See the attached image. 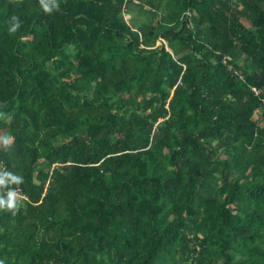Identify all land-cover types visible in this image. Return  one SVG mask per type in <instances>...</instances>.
<instances>
[{
  "label": "trees",
  "instance_id": "obj_1",
  "mask_svg": "<svg viewBox=\"0 0 264 264\" xmlns=\"http://www.w3.org/2000/svg\"><path fill=\"white\" fill-rule=\"evenodd\" d=\"M133 1L0 0V170L24 177L0 195L26 196L0 208V261L264 264V0H172L137 31Z\"/></svg>",
  "mask_w": 264,
  "mask_h": 264
},
{
  "label": "rangeland",
  "instance_id": "obj_2",
  "mask_svg": "<svg viewBox=\"0 0 264 264\" xmlns=\"http://www.w3.org/2000/svg\"><path fill=\"white\" fill-rule=\"evenodd\" d=\"M135 2V3H134ZM233 3V1H231ZM173 7L172 0H134L133 2H130L128 5L123 7L122 9V19L126 22V24L132 29L137 31L140 27L146 28L150 26H155L159 20H168L169 17V11ZM161 40H158L156 42V45L161 46ZM163 42V41H162ZM164 44V47L167 49L168 46L166 42L162 43ZM170 50V49H169ZM50 65V69L52 72L53 79L58 83L61 84L64 81H67L72 78L73 76V68L66 66L65 64L58 63L56 61L48 62ZM4 115H0V119H3ZM253 119L256 121L258 126H263L264 121L262 117V110L261 108H258L253 113ZM58 141H62V138L58 137ZM141 144V143H140ZM215 145V144H214ZM218 155H216V158H225L226 154L223 150V148L218 149ZM0 165L4 166L3 162L0 161ZM13 166H16V164H13ZM53 165H49L45 160L42 158H39L37 162L35 163V170H44L45 172H50L52 170ZM15 170L18 171L15 167ZM216 176L219 175V173H215ZM35 181H37L35 179ZM48 182V181H46ZM220 185V180H216L213 178L210 183L209 187L206 190H203L201 194L203 196H206L215 202H220V200L223 199V195L219 193L218 186ZM59 212L63 213L62 207L59 208ZM190 230L187 229L186 233H189ZM199 234V233H198ZM189 235V234H188ZM190 236L192 234L190 233ZM234 255V260H236L239 256L237 253L232 252ZM179 255V253H178ZM177 255V258L179 256ZM170 258L166 257L165 261L160 262V264H167L170 263ZM183 264H186L185 262ZM216 264H221V261L216 262Z\"/></svg>",
  "mask_w": 264,
  "mask_h": 264
},
{
  "label": "clouds",
  "instance_id": "obj_3",
  "mask_svg": "<svg viewBox=\"0 0 264 264\" xmlns=\"http://www.w3.org/2000/svg\"><path fill=\"white\" fill-rule=\"evenodd\" d=\"M42 6L46 11H52L53 7H58L55 3V0H41ZM12 20L14 21L11 24L10 31H15L20 24V20L17 16H13ZM12 143L11 135L0 136V144L4 147H9ZM23 175L13 173L10 170H0V185L9 184L16 182L17 184L23 182ZM19 200L17 198L16 192L10 190L6 195H0V208L11 209L13 211L17 210ZM0 264H3V261H0Z\"/></svg>",
  "mask_w": 264,
  "mask_h": 264
},
{
  "label": "built area",
  "instance_id": "obj_4",
  "mask_svg": "<svg viewBox=\"0 0 264 264\" xmlns=\"http://www.w3.org/2000/svg\"><path fill=\"white\" fill-rule=\"evenodd\" d=\"M251 89H252V91L254 92V94H255L256 96H258L260 99H262V101L264 102V97H263V95H262L263 92H264L263 88L252 87ZM3 186H4V184H3V185H0V189H1ZM11 190H14V191L16 192V195H17V198H18L19 201H20V200H23V199L26 198L24 192H23L20 188H13V189H11Z\"/></svg>",
  "mask_w": 264,
  "mask_h": 264
}]
</instances>
